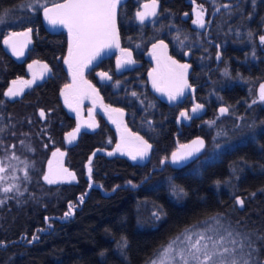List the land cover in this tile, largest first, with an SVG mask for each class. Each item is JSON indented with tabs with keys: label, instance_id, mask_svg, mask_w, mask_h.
Masks as SVG:
<instances>
[{
	"label": "trees",
	"instance_id": "16d2710c",
	"mask_svg": "<svg viewBox=\"0 0 264 264\" xmlns=\"http://www.w3.org/2000/svg\"><path fill=\"white\" fill-rule=\"evenodd\" d=\"M45 1L51 5L63 0ZM24 3L26 0H0V16L15 21L0 27V131L5 134L2 141L9 143L17 135L22 138L43 128L45 149H39L42 159L37 172L28 176L26 194L8 197L0 207V264H145L181 229L217 214L224 228L241 237L251 236L258 257L264 259V240L258 239L264 237V133L255 147L245 149L254 154L246 158L240 156L242 149L235 135H222L217 141L219 157L199 164L204 168L200 174L187 175L166 167L147 179L148 167L122 157L97 156L87 181L85 163L100 141L93 136H84L78 143L64 140L66 127L60 123L69 122L64 118L59 90L65 76V32L48 29L42 10H25ZM27 28L33 29L34 44L26 63L47 65L50 76L23 99L10 102L4 91L11 81L24 76L26 66L5 53L2 40ZM213 128L215 135L224 129L219 121ZM57 147L66 152L64 165L72 175L49 185L42 177L44 162ZM207 149L208 144L202 157ZM158 176L167 180L154 184ZM170 181L182 185L187 195L182 199L173 196ZM237 198L243 201L241 207ZM70 204L73 214L65 217ZM157 211L162 212L159 219L153 216ZM122 236L128 241L125 249L117 247Z\"/></svg>",
	"mask_w": 264,
	"mask_h": 264
},
{
	"label": "flooded vegetation",
	"instance_id": "af4514ba",
	"mask_svg": "<svg viewBox=\"0 0 264 264\" xmlns=\"http://www.w3.org/2000/svg\"><path fill=\"white\" fill-rule=\"evenodd\" d=\"M148 2L151 0H120L116 9L119 46L114 42L105 48L100 57L83 69L82 79L77 75L74 80L76 66L70 69L65 63L69 59L70 37L66 27L59 28L65 32L67 41L63 59L65 76L59 90L64 118L69 122L68 125L60 123L66 127L64 140L78 143L84 136H93L100 141V147L95 149L110 151L120 138L117 123L121 120L120 128L129 131L133 138H122L124 148L113 158L132 160L129 150L135 149L138 144L135 137L139 136L152 148L144 161H132L148 167V176L166 167L196 175L204 168L194 173L192 167L206 151L211 130L208 122L215 120L224 127L226 136H236L233 138L242 149L241 157H253V152L249 154L245 149L250 145L255 147L261 132L264 133V101L259 99V87L264 84V44L259 40L264 35V0H157L156 15L141 24L136 13ZM223 4L229 8L220 7ZM199 6L206 10L204 28L193 24L194 10ZM216 7L220 11H215ZM128 53L133 63H124L129 59ZM23 64L26 72L16 79L26 81V90L21 98L10 102L23 99L50 76V71L42 65ZM183 64L189 65L185 79L190 87L184 89L182 97L169 101L167 92L175 90L178 75L184 71L176 65ZM99 72L108 73L112 79L101 80ZM154 79L162 91L153 87ZM62 93L66 94L68 103ZM196 104H202L203 109L194 115L191 109ZM221 107H228V114L221 116ZM182 111L194 118L183 119ZM70 133L75 136L70 137ZM195 137L203 138L206 144L201 156L180 170L167 164L158 170L162 161ZM52 165L62 167L66 181L69 175L64 171V161Z\"/></svg>",
	"mask_w": 264,
	"mask_h": 264
},
{
	"label": "snow or ice",
	"instance_id": "6c2138e0",
	"mask_svg": "<svg viewBox=\"0 0 264 264\" xmlns=\"http://www.w3.org/2000/svg\"><path fill=\"white\" fill-rule=\"evenodd\" d=\"M38 5L39 0H35ZM120 0H67L66 3L59 4L55 9L44 8V16L48 22L52 25L60 24L68 29L70 44L68 55L69 59L65 60L66 64H69L70 69L73 63L76 66L74 72V80L77 75L82 79L83 69L89 66L93 60L100 57L102 51L105 48L111 47L114 42L118 41L116 32V9ZM157 0H151V3L144 4L145 11L137 12V18L139 22L143 24L148 16L156 15ZM26 9L33 8V0H26L24 5ZM220 7L225 9L229 8L228 4H223ZM220 7H216L215 11H220ZM196 19L193 20V24L197 25L199 28L205 27L204 15L206 10L203 6H199L198 9L194 10ZM54 13V14H51ZM4 22V16H0V23ZM31 29H28L23 33H13L12 36H24L27 37ZM251 36L252 33H249ZM179 40V35L176 37ZM11 37L5 40V44H9ZM260 43L264 44V35L259 37ZM181 44L184 41H180ZM118 47V42L116 43ZM156 45H154L155 47ZM13 52L16 54V49L14 45ZM166 47V45L164 46ZM129 59L125 60L124 63H133L130 59V53L127 54ZM219 54L217 59H219ZM118 68L121 66V62L118 61ZM172 64H176L172 61ZM178 68L184 70L178 75V86L174 91L167 92L169 101H176L178 97L184 95V89L190 86L185 79L186 70L189 67L187 64L176 65ZM31 68L32 66L29 65ZM47 68V65H44ZM101 80H111V76L106 72L97 73ZM227 75V72H225ZM17 81H13L15 85ZM20 83H24L21 81ZM85 85L92 91V85L88 84L87 81H83ZM70 87V86H66ZM153 87L157 88V91H162L158 86L157 81L153 80ZM6 96L14 97L19 95V89L9 88L5 93ZM64 95V93H62ZM133 96L136 93H132ZM259 99L264 101V84L259 87ZM65 102L68 103L67 96ZM256 101H253L255 103ZM203 109L202 104H196L192 107L191 112L195 115L200 110ZM113 111L119 112V109H113ZM228 107H221L219 113L221 116L228 114ZM190 116L188 112L182 111L180 116L185 120H190L194 118ZM40 116L43 118L45 113L41 110ZM209 127H215L216 121H210ZM92 127V125H88ZM79 131V128L76 130ZM226 135V133L221 129L216 132V137ZM70 137L75 136V133H70ZM138 144L135 147V151L129 152L132 160L144 161L149 155L152 145L147 141L143 140L141 137H135ZM205 142L201 138L193 140L190 145H183L184 151L173 152L171 155V162L175 165H180L181 162H188L189 158L193 157L194 154L199 153L204 148ZM219 147V146H218ZM120 149V145H117V150ZM31 150V149H30ZM112 153H109L111 155ZM15 158V157H13ZM2 163V162H0ZM90 163V161H89ZM163 163V161H162ZM51 168V166L49 165ZM7 171L6 166H0V173ZM67 171L66 169L64 170ZM89 173L91 169L89 168ZM69 175H72L69 173ZM28 173L25 171V180H27ZM74 178V177H73ZM8 179L6 176H0V181ZM13 179H18L13 177ZM43 180L49 185L57 182V179L52 175L51 171L47 175H43ZM131 183V182H129ZM217 185L221 182L216 181ZM135 187V185H132ZM170 188L172 195L178 199H182L187 195L186 189L175 182L170 181ZM16 190L17 195H23L20 191L19 184H13L11 186L2 187V192L7 194ZM81 203L83 202V196L80 198ZM4 201L0 199V204ZM236 203L243 205V201L239 198L236 199ZM74 206L69 205L68 210L65 212V217L73 214ZM162 215L161 211L153 212V216L157 219ZM36 239V237H33ZM260 240H264V237H258ZM117 247L119 249H125L128 247V241L126 237H120ZM258 249L255 245V241L251 239V236L244 235L241 237L240 234H234L228 228H224L219 215L208 216L203 221H198L195 224L186 226L181 229L178 233L171 236L165 243L161 244L153 254L148 258L146 264H264V259L258 257ZM103 255V253H101Z\"/></svg>",
	"mask_w": 264,
	"mask_h": 264
},
{
	"label": "rangeland",
	"instance_id": "374dc122",
	"mask_svg": "<svg viewBox=\"0 0 264 264\" xmlns=\"http://www.w3.org/2000/svg\"><path fill=\"white\" fill-rule=\"evenodd\" d=\"M24 5L25 3L21 7L25 10H29V9H26ZM47 5L48 3H46L45 0H39L38 5L35 3V0H33V8L30 9L29 11L36 12L38 10H43V8L46 7ZM14 23L15 21L7 22L4 19V22L0 23V27H2L1 25H6V24L14 25ZM64 96H66V94H64ZM63 99L65 98L63 97ZM210 129H211L210 134H208V139L206 140L208 144V149H207L208 153L202 158H200L198 162H196V164L192 167L193 169L191 171L194 173H198L200 171L201 168L199 164L207 163L211 161L212 158L214 157L218 158L220 155L221 145L218 144L217 141L219 140L221 136L216 137L214 128L211 127ZM43 130L44 129L41 128V130H38L35 134H26L22 138L17 139L15 137L16 140L14 142H9V143L2 141V138L4 137L5 134H3L2 131H0V162H2L0 163V166L7 167V171L4 173H0V176L8 177V179L4 181H0V199H2L3 201L10 196L12 197L13 195H17L15 189H13V191L10 193H7V194L3 193L2 187L4 186H11L13 184H19L20 191L23 192L24 195L26 194V190L30 188L29 187L30 183L28 181L29 179L25 180V171H27L28 176L33 175L32 174L33 172L34 173L37 172L38 161L42 159V155L40 154L41 152L39 149H41V147H44L43 149H45V146H44L45 143L43 139V136L45 134ZM45 140L48 141L47 136L45 137ZM50 144L51 143H49L48 145L51 146ZM64 156H65V152L58 149V147L54 148L53 151L49 152L48 157H46V160L44 162L43 175H46V171L49 165L62 163V161L65 160ZM66 170H67L66 172L69 175L70 172L68 171L67 167H66ZM13 177H16L18 179H13ZM166 180H167V177L158 176L154 184L157 182L164 183ZM17 196L20 197L21 195H17ZM2 204H0V207L2 206Z\"/></svg>",
	"mask_w": 264,
	"mask_h": 264
},
{
	"label": "water",
	"instance_id": "95a60500",
	"mask_svg": "<svg viewBox=\"0 0 264 264\" xmlns=\"http://www.w3.org/2000/svg\"><path fill=\"white\" fill-rule=\"evenodd\" d=\"M66 2H67V0H63V1L58 2V3H54V4H51V5H47L44 8H52V9H55L57 5L63 4V3H66ZM150 3L151 2H148V4H150ZM144 4H146V3H144ZM144 4L141 6V11L140 12L145 11ZM157 8H158V4H157L156 9H155L156 12H157ZM51 14H54V13H51ZM42 17H43V19L45 21L46 26L50 30L59 29L60 27H64V26H62L60 24H57V25L50 24L48 22V20L45 18L44 11L43 10H42ZM153 17L154 16H148L145 19V21L150 20ZM28 29H31V32L29 33V35L27 37H24L22 35H20V36H12V34H13L12 33V34L8 35L6 38H4L3 41H2V47H3L4 51H5V53L7 55H9L18 65H21V64H23V63H25L27 61L28 53L33 48V44L34 43H33L32 37H31V35L33 33V29L32 28H27V29H24V30H20L18 32H14V33H23V32H26ZM9 37H11V40H10L9 44H5L4 41L5 40H8ZM12 45H14V47L16 49V54H14V52H13ZM72 66L74 67L75 64L73 63ZM14 81H17V83L15 85H13V81L10 82L9 86L5 90V93L8 91L9 88H16V89H19V95H16L14 97H9V96H6L5 95L6 98L9 101H14V100H17V99L21 98L22 95L24 94L25 90H26V84H27L26 81L20 80V79H16ZM21 81H23L24 83H20ZM120 121L117 123V126L119 127L118 130L120 132V138L117 140V142L113 146V148L110 151H106V150H103V149H95L89 155V157H88V159H87V161L85 163V178L87 179V181L90 182L89 168H90L91 162L97 156H105L107 158L116 157V156H118L121 153V151L124 148V146H123V144L121 142L122 138H133V136L130 134L129 131H127V130H125L123 128H120V125H121ZM197 138H201V137H195L191 141H189L187 144H184V145H190L192 143V141L193 140H196ZM201 139H203V138H201ZM117 145H120V149L119 150H117ZM182 146L183 145L179 146L178 149L176 151H174V152L184 151V149L182 148ZM205 147H206V144L204 145V148L199 153H196V154H194L193 157L189 158V161L188 162H183L182 161L180 165H175V164H173L171 162V155H172L171 154L170 157L167 160H164L163 163L161 162L160 168L158 170H161L163 168L164 164H167L172 169L180 170L181 168L187 166L193 160H195L199 156H201L203 154V152L205 151ZM129 151L130 152H133V151H135V149L134 150L130 149ZM109 153H112V154L109 155ZM89 161H90V163H89ZM50 171H51L52 175L57 179V182H63L66 179V174L63 172V169H62L61 166H59V165H51V168L48 167V169L46 171V175L49 174ZM150 177H151V175H149L147 177V179H149ZM239 207H241V205H239Z\"/></svg>",
	"mask_w": 264,
	"mask_h": 264
}]
</instances>
